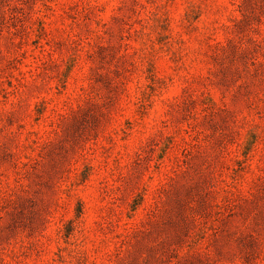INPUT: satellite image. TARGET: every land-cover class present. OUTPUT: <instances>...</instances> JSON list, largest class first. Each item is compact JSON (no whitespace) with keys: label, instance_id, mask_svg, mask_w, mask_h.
I'll use <instances>...</instances> for the list:
<instances>
[{"label":"rangeland","instance_id":"374dc122","mask_svg":"<svg viewBox=\"0 0 264 264\" xmlns=\"http://www.w3.org/2000/svg\"><path fill=\"white\" fill-rule=\"evenodd\" d=\"M0 264H264V0H0Z\"/></svg>","mask_w":264,"mask_h":264}]
</instances>
